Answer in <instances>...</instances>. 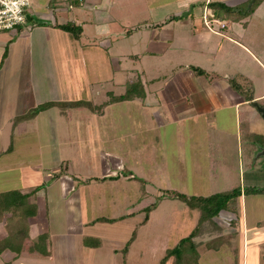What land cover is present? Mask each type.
I'll list each match as a JSON object with an SVG mask.
<instances>
[{
    "label": "rangeland",
    "instance_id": "374dc122",
    "mask_svg": "<svg viewBox=\"0 0 264 264\" xmlns=\"http://www.w3.org/2000/svg\"><path fill=\"white\" fill-rule=\"evenodd\" d=\"M219 1L238 4L243 13L217 11L210 17L208 10L206 29L225 32L247 50L226 40L218 43L215 37L219 48L213 57L181 49L175 50L170 62L164 63L163 58L154 61L149 55L138 61L129 54L137 55L138 46L130 49L127 40H122L128 27L135 31L136 23L129 16L128 26L119 30L121 40L114 43L128 54L119 57L118 64L110 59L114 70L124 68L122 84L115 80L88 83L78 58L68 62L70 68L76 67L69 81L55 79L53 84H59L60 90L50 94V88L41 83L35 96L33 80L27 81L26 73L22 75L27 89L23 107L13 105L10 111H1L0 136L8 137L10 128L2 132L1 126L2 119L11 116L12 139L23 131L21 137L27 143L19 149L29 157L23 180L13 171L12 175L0 173V224L8 228L15 244L20 241L16 233L21 230L29 241L40 240L39 246L49 256L20 253L13 257L6 250L0 254V264H158L165 249L199 221L192 203L160 195L174 190L187 196H206L234 187L241 191L235 199V211L218 212L212 219L218 230L209 223L201 225L196 237L201 240L197 248L200 261L262 264L264 224L258 223L264 220V191L243 192L248 187L264 189V152L252 147L253 135H264V121L255 107L250 103L240 106L238 123L231 111L222 110L202 113L204 121L197 122L198 128L189 124L188 119L194 116L191 111L184 114L188 119H180L183 127L177 122L159 125L157 120L164 114L156 108L155 91L179 71L202 70L196 78L200 88L217 84L245 97L264 92V0H257L252 11H246L249 0ZM85 3L77 8L84 9ZM209 19L218 20L225 29ZM140 67L142 75L138 73ZM193 73L198 76L195 70ZM126 84H133L135 101L104 104L111 96L124 93ZM75 101L101 107L76 106ZM46 102L55 104L38 109ZM64 102L66 105L60 106ZM259 102L264 108V99ZM146 104L151 106L150 116L157 120L156 128L148 126L143 111ZM5 146L0 143V148ZM19 185L24 189H18ZM8 188H15L13 195H23L20 207H12L7 191L1 192ZM29 206L34 207V215H23ZM145 216L147 221L141 222ZM132 234L135 239L127 244L123 257L121 249ZM164 264H172V257Z\"/></svg>",
    "mask_w": 264,
    "mask_h": 264
},
{
    "label": "crops",
    "instance_id": "0c3cea01",
    "mask_svg": "<svg viewBox=\"0 0 264 264\" xmlns=\"http://www.w3.org/2000/svg\"><path fill=\"white\" fill-rule=\"evenodd\" d=\"M85 1V7L82 9L77 8L81 6V3L76 4L75 0H33L32 2L29 0L23 25L11 32H0V113L1 111H10L13 105L17 108L23 107L27 91L24 88L26 81L22 79L23 74L26 73V76H23L27 81L32 82L33 80L35 96L39 92L37 87L39 88L41 83L50 88V94L54 89L60 90L59 84L56 87L53 84L55 79L69 81L67 79H70L71 74L75 73L76 67L70 68L68 62H73L77 58L82 66L83 79H87L88 83L115 80L116 83L122 84L125 79L124 68L115 66L114 70L110 59L117 63L119 57L128 54L117 49L114 43L121 40L118 38L119 30L123 25L128 26L126 23L129 21L126 19L129 16L135 21L134 24L136 23L135 31L131 32L128 27L126 34H122V40H127L130 49L138 46L135 53L137 55H133V52L129 53L138 61L149 55L154 61L163 58L164 63L170 62L175 50L181 49H188L191 53L209 54L213 57L215 50L217 51L219 48V46H215V37L219 38L218 43L226 40L242 51L247 50L244 44L228 35L225 36V32L218 34V32L213 33L211 28L206 29L204 19L209 10L206 5L213 0H158L157 3L154 0ZM198 2L200 3L198 4ZM222 3L237 7L243 13V8H239L238 4H227L226 1ZM97 6H102V8L96 9ZM182 13L187 14L182 16ZM187 18L189 19L187 20ZM67 22L80 26L81 36L77 39L70 38L67 32L57 27V25ZM86 27H88L87 35L84 33ZM225 27L224 25L220 29L223 30ZM110 38L114 40L110 42ZM55 71H59L62 75ZM138 71L141 75L143 74L141 67ZM197 77L199 75L195 76L193 71H179L166 81L165 86L155 91L158 96L156 108L164 114L161 119H157L158 124L173 126L175 122L178 124L181 118L186 117L184 114L187 111H191L194 116L191 119L186 117V119L191 127L198 128L199 123L197 124V122L204 121L201 119L202 113L205 111L212 113L215 110H219V112L221 110L222 112L231 111L235 122L238 123L240 121L238 108L249 103L248 96L244 98L241 93L232 92L227 86L220 88L217 84L210 83L200 88ZM51 82L52 84H50ZM71 92L70 94L73 93ZM263 94L264 92L256 97L251 95V99H260ZM46 99L49 98L46 97ZM125 101H135V99ZM150 107L149 104L144 105L143 111L149 128H156L157 120L150 116ZM10 117L2 119L4 121L1 126L3 127L2 132L7 127L10 128V132L8 137L1 135L4 139L0 136V140H2L0 143L6 144L4 148H0V173L2 172V176L6 172L12 175L13 171V174L15 172L19 178L22 176L23 180L29 153L25 154L19 148L27 141L26 138L21 137L23 133L21 130L16 138L12 139L13 125ZM211 120L213 121L214 117ZM246 120V116H243L241 121L245 123ZM179 125L183 127L184 123H179ZM247 129L248 126H246ZM180 160L182 161L181 158ZM62 177L65 180V175ZM19 187L21 188L18 189H24L22 185ZM15 188H8L1 192ZM66 190H68L67 187ZM4 236H6V231L0 224V239ZM134 239L133 237L132 240ZM195 240L201 241L196 238ZM3 251L6 250H2L0 254ZM113 251L116 252V250ZM20 253L37 254L40 257L49 256L48 253L42 255L38 252H28L25 248H22L18 255ZM12 255L13 253H11ZM197 264H204L200 261V256Z\"/></svg>",
    "mask_w": 264,
    "mask_h": 264
},
{
    "label": "trees",
    "instance_id": "16d2710c",
    "mask_svg": "<svg viewBox=\"0 0 264 264\" xmlns=\"http://www.w3.org/2000/svg\"><path fill=\"white\" fill-rule=\"evenodd\" d=\"M76 4H80L77 0H75ZM258 4L257 0H254L253 3L250 5L248 11H252V7L255 8V6ZM206 7L209 9L210 13L214 17V14L217 13V11H225L228 13H234L239 11L237 7H231L227 6L226 4L219 2V1H210L207 3ZM240 12V11H239ZM241 13V12H240ZM242 14V13H241ZM57 27L65 32H67L72 38L77 39L80 35L81 28L78 25H75L73 23H64L59 24ZM196 74L201 75L203 74V71L197 68H194ZM133 84H127L125 86L124 93L120 95L111 96L108 101L104 102V104H110L113 102H119L124 100H130L132 99L133 95ZM245 98V95H243ZM264 98L257 99L256 102L258 105H260V100H263ZM53 102H46L42 104L38 109L42 110L44 108H47L49 106H52ZM74 104L76 106L83 105V107H90L100 108L101 106H93L89 104L88 102L84 101H75ZM61 105H66V103H60ZM261 106V105H260ZM21 118V117H20ZM255 140L252 141V147L258 146V149H261V147L264 146V135L263 134H254ZM10 146V143L8 145V148ZM255 148V147H254ZM13 190L5 192L7 194V199H10L12 202V207H20L23 203V195H13ZM263 189H256L253 187H248L243 192L247 193H256V192H262ZM10 195V197L8 196ZM241 195L240 189L238 187L231 188L229 191L224 193L214 192L206 196H195V195H189L187 196L184 193L177 192L174 190H166L164 193L160 195L159 198H176L183 202H186L187 205H190L192 203V207H194L198 211L199 221L197 225L191 229L188 234L185 236H182L177 239V241L169 248H167L164 252V255L160 258L158 264H164L165 261L168 259V257H172V264H197L199 259V252L197 250V246L201 243V241H196L195 238L200 234L201 232V225L204 223H209L211 226L215 229H217V226L212 223V219L215 217L217 218V214L219 211H228L232 212L235 211V199H237ZM3 199V204L5 203ZM30 205V204H29ZM26 208L24 211L25 216H32L34 215V207ZM235 216V213H234ZM102 218H96L95 220H101ZM146 216L143 218L141 222H145ZM264 220L259 222L258 225H263ZM6 228V227H5ZM8 228L5 229L6 236H4L2 239H0V252L2 250H8L11 253H13V257L18 256V253L22 248H25L28 252H38L42 255H46L47 252L40 247V240H34L29 241L26 237H24L23 232L21 230H18L16 233V236L20 239L18 243H14L13 241V235L7 231ZM133 233V232H132ZM42 239V238H40ZM133 239V234L129 237V239L126 241L125 246L121 249L122 253L126 251V246L129 242H131ZM261 261L262 264H264V241L261 243Z\"/></svg>",
    "mask_w": 264,
    "mask_h": 264
},
{
    "label": "built area",
    "instance_id": "2783aa9c",
    "mask_svg": "<svg viewBox=\"0 0 264 264\" xmlns=\"http://www.w3.org/2000/svg\"><path fill=\"white\" fill-rule=\"evenodd\" d=\"M77 1L82 3L84 0ZM28 7L29 0H0V32H11L22 26ZM209 22L219 25V28L224 27V24L216 19ZM205 25L209 27L206 22Z\"/></svg>",
    "mask_w": 264,
    "mask_h": 264
},
{
    "label": "water",
    "instance_id": "95a60500",
    "mask_svg": "<svg viewBox=\"0 0 264 264\" xmlns=\"http://www.w3.org/2000/svg\"><path fill=\"white\" fill-rule=\"evenodd\" d=\"M254 0H249L247 4V9H249L250 5L253 3ZM187 13H182V16H185ZM248 102L250 103L251 106L255 107L256 111L260 114V117L264 121V108L259 106L255 100L251 99V95L248 96ZM261 152H264V146L261 148ZM264 191V189H263Z\"/></svg>",
    "mask_w": 264,
    "mask_h": 264
}]
</instances>
